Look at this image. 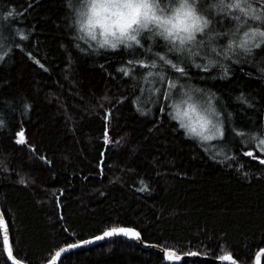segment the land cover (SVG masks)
Returning a JSON list of instances; mask_svg holds the SVG:
<instances>
[{
    "label": "trees",
    "instance_id": "obj_1",
    "mask_svg": "<svg viewBox=\"0 0 264 264\" xmlns=\"http://www.w3.org/2000/svg\"><path fill=\"white\" fill-rule=\"evenodd\" d=\"M250 2L261 14L258 0ZM66 5L67 0H0V56L6 57L0 61V119L5 121L0 127V210L14 254L24 264H46L67 244L125 226L140 231L148 244L211 259L182 264H218L213 260L226 253L239 264H255V254L264 248V165L245 153L264 158V152L254 142L241 143L230 129L255 131L264 124V78L256 67L224 60L231 73L227 78H221L219 67L208 72L190 67V76L180 78L181 83L188 80L184 90L215 93L224 113L227 139L201 142L185 135L168 114L172 108L165 106L177 97L165 101L152 91H162L166 83L145 82L140 77L148 69L138 65L136 79L117 72L127 60L151 54L135 45L113 50L90 38L88 43L76 39L83 33ZM7 11L15 13V23L6 18ZM232 23L218 17L214 27L224 32ZM21 31L27 40H20ZM157 41L154 50L161 51L166 42ZM218 43L226 39L220 37ZM165 69L158 65L152 71ZM241 93L252 107L237 99ZM21 128L25 144L16 142ZM61 261L170 264L124 238H111ZM0 264H6L1 237Z\"/></svg>",
    "mask_w": 264,
    "mask_h": 264
},
{
    "label": "snow or ice",
    "instance_id": "obj_2",
    "mask_svg": "<svg viewBox=\"0 0 264 264\" xmlns=\"http://www.w3.org/2000/svg\"><path fill=\"white\" fill-rule=\"evenodd\" d=\"M258 2L261 5V14H256L250 0H174V2L173 0H167V2L165 0H67L66 6L74 11L75 23L78 30L83 33L76 39L88 43V38H90L91 41H96L100 48L108 46L113 50L122 44L125 49H133V45H135L143 49L146 54L150 53L148 59L127 60L125 64L117 68V72H121L125 77L132 76L133 79H136L134 69L138 65L140 68L148 69L140 77L145 82L154 83L158 80L161 84L166 83V87L162 91L160 88L152 89V91L160 93L165 101H173L174 97H185L186 99H179V102L166 105L165 107L172 108L175 113L174 115L172 112L168 114L179 122V127L185 130V135L206 142L213 139H227L229 129L225 128V121L221 119L224 113L218 110L213 103L217 98L215 93L210 90L205 92L199 88L194 90L188 88L187 91H184L188 80L185 79L181 83L180 78L190 76V67L200 68L204 72L219 67L223 71L221 78H227L231 73L229 66L222 62L224 60H230L233 64L250 63L264 78V54H261L264 53V0H258ZM223 16L229 18L233 23L228 30L219 32L214 25L217 24L218 17ZM6 18H13V23H15L13 11H7ZM249 18L259 23L253 26L250 24ZM98 34L101 37L99 40L97 39ZM19 37L21 41L28 39L23 31L19 33ZM158 37L166 42L160 46L161 51H155L153 47L158 45ZM220 37L226 39L225 44L218 43ZM145 43L148 44L147 48H145ZM15 47H21V45L17 44ZM75 47L82 52L86 51V49L80 48L79 44H76ZM218 48L220 51L217 50ZM212 54L220 59L213 58ZM28 55L31 57V53ZM195 57H201L206 62L201 64ZM5 58V56H0V61H4ZM35 63L40 68L45 67L39 60H36ZM158 65L161 68L166 65L167 69L153 72L152 69H156ZM168 71L178 75L172 78L168 75ZM149 77L154 79L149 81ZM193 91L200 94L198 97L201 105L200 111H197L193 104L188 103V100L192 98ZM104 98L107 99V97ZM237 99L249 107L253 106L243 93ZM133 104H136L135 99ZM181 104H187V107L181 110ZM165 107H161L160 111H165ZM25 108L29 109V105L25 104ZM137 111H141V109L137 108ZM191 113H195L194 120ZM141 114L145 113L141 111ZM110 115L111 110H108L105 120ZM231 115V113H227V118H230ZM4 125L5 121L0 119V127ZM230 131L235 136L242 138L241 143L254 142L260 152H264V124L256 128L255 131H238L236 128H232ZM15 135L18 144L27 143L23 128ZM105 142H108L107 133ZM245 155L258 159L259 163L264 165V158L259 155L253 156L252 151H247ZM41 159L46 158L41 157ZM19 182L25 183L23 178ZM141 183L143 184V181ZM146 188L147 185L140 188L139 191H145ZM0 234H2V248L6 253V264L7 261H11V264H23L22 260L18 258L19 253L14 254L12 243H10L9 225L2 211H0ZM120 234L138 241L142 240L141 232L135 228L113 226L106 228L102 235L95 236L91 240H80L60 248L47 264H54L56 258L61 257V254L68 249ZM261 254H264V248H260L256 254L258 264ZM187 255L197 256L199 253L189 252ZM164 256L168 261L181 259L173 249H164ZM218 259L229 261L231 264H239V261L230 253L222 255Z\"/></svg>",
    "mask_w": 264,
    "mask_h": 264
},
{
    "label": "water",
    "instance_id": "obj_3",
    "mask_svg": "<svg viewBox=\"0 0 264 264\" xmlns=\"http://www.w3.org/2000/svg\"><path fill=\"white\" fill-rule=\"evenodd\" d=\"M106 123L108 122V119L105 120ZM107 133V125H106V129H105V134ZM104 142H105V138H104ZM106 143V142H105ZM108 143V142H107ZM1 211V210H0ZM102 235V234H101ZM1 237V243H2V234H0ZM111 238H124L126 240H129L130 242L136 244L140 249L142 250H146V251H152L156 254H158L159 256H161L166 262L170 263V264H182L184 261L186 260H192V259H197V260H202V261H206V260H211L210 258L204 257V256H189V255H180L181 259L180 260H176V261H168L165 256H164V249L158 245H151L146 243L145 241L142 240H136L135 238H130V237H126L122 234L120 235H114L111 237H104L103 239L100 240H93L91 243L86 244V245H80L74 249H68L66 252L61 254V257H57L54 264H59L61 262V260L68 254L76 252V251H80V250H84V249H88L94 246H97ZM91 240V239H89ZM4 256L6 258V253L4 252ZM264 257V254H261L260 259H259V264H261V260ZM215 262H217L218 264H231V262L229 261H221L219 259L217 260H213ZM9 264H11V261H8ZM24 264V263H23ZM47 264V263H46ZM255 264H258L257 259L255 257Z\"/></svg>",
    "mask_w": 264,
    "mask_h": 264
},
{
    "label": "rangeland",
    "instance_id": "obj_4",
    "mask_svg": "<svg viewBox=\"0 0 264 264\" xmlns=\"http://www.w3.org/2000/svg\"><path fill=\"white\" fill-rule=\"evenodd\" d=\"M165 2H167V0H165ZM97 39H98V40L101 39V37L99 36V34L97 35ZM122 45H123V44H122ZM119 46H121V45H119ZM123 46H124V45H123ZM184 91H187V90H184ZM199 95H200L199 93H195V92L193 91V92H192V98H191L190 100H188V103L193 104V105L196 107L197 111H200V110H201V105H200V103H199V99H198ZM181 98H185V97H183V96H181V97H177V99H176L175 102H179V99H181ZM185 99H186V98H185ZM213 103H214V105L217 107V109L219 110L218 105H217V103L215 102V100L213 101ZM180 107H181V110H183V109H185V108L187 107V104H181ZM172 113H173V115L175 114L173 109H172ZM191 115H192V118H193V120H194V119H195V113H191ZM221 119H223V116L221 117ZM216 140H220V139H213V140H211V141H216ZM211 141H209V142H211Z\"/></svg>",
    "mask_w": 264,
    "mask_h": 264
},
{
    "label": "bare ground",
    "instance_id": "obj_5",
    "mask_svg": "<svg viewBox=\"0 0 264 264\" xmlns=\"http://www.w3.org/2000/svg\"><path fill=\"white\" fill-rule=\"evenodd\" d=\"M257 254V253H256ZM256 254H255V257H256ZM255 257H254V263H255ZM264 258V257H263ZM263 258H262V260H263ZM262 260H261V264H262Z\"/></svg>",
    "mask_w": 264,
    "mask_h": 264
}]
</instances>
